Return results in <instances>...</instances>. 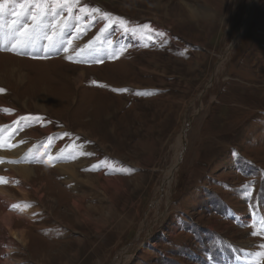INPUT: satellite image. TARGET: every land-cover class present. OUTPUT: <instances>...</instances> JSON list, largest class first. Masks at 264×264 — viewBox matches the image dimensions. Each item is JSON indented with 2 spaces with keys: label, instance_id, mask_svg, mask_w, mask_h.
I'll list each match as a JSON object with an SVG mask.
<instances>
[{
  "label": "rangeland",
  "instance_id": "374dc122",
  "mask_svg": "<svg viewBox=\"0 0 264 264\" xmlns=\"http://www.w3.org/2000/svg\"><path fill=\"white\" fill-rule=\"evenodd\" d=\"M0 2V109L27 117L18 111L39 110L34 97L64 100L30 117L52 124L51 136L63 141L56 155L78 169L67 180L53 164L35 166L25 190L39 216L26 221L17 215L26 205L12 209V228L27 230V242L19 247L0 228V250L9 247L0 264H264L253 255L264 251V0H80L78 15L85 4L110 15L74 20L79 35L57 29L66 11L33 30L31 12L12 22L22 4H34ZM144 24L161 30L141 31ZM25 25L37 44L8 51ZM42 43H50L43 54ZM63 63L84 71L80 85L60 72ZM13 64L23 72L8 71ZM97 94L113 98L95 106ZM7 188L22 197L18 186Z\"/></svg>",
  "mask_w": 264,
  "mask_h": 264
},
{
  "label": "bare ground",
  "instance_id": "6f19581e",
  "mask_svg": "<svg viewBox=\"0 0 264 264\" xmlns=\"http://www.w3.org/2000/svg\"><path fill=\"white\" fill-rule=\"evenodd\" d=\"M79 12V11H78ZM4 15V14H3ZM44 18V17H43ZM49 16H47L45 19H43V21L44 22H48V20H49ZM62 18V17H61ZM117 18V17H116ZM52 19V18H51ZM102 19V18H101ZM88 20V19H87ZM92 20V19H91ZM156 20V19H155ZM51 21V20H50ZM59 21V20H58ZM118 21V20H117ZM111 24V23H110ZM130 24V23H129ZM56 25V24H55ZM126 25V24H125ZM130 26V25H129ZM152 27L153 28H156L158 31H160L161 30V27H160V25H156L155 27L154 26H152V25H150V28L152 29ZM55 28V27H54ZM75 28V27H74ZM97 28V27H96ZM76 29V28H75ZM49 30V29H48ZM91 30V29H90ZM76 31L77 30H75V32L74 33H76ZM146 31V29L144 30V32ZM128 32V31H127ZM119 33V32H118ZM15 35V34H14ZM115 35V34H114ZM117 35V34H116ZM145 35V34H144ZM72 36V35H71ZM74 36V35H73ZM72 36V37H73ZM143 36V35H142ZM141 36V37H142ZM18 37V36H17ZM32 38H36V35L35 34H32L31 35V39ZM30 39V45L31 46H34L33 45V43H35V44H37V41L36 42H34L35 40H31ZM46 39V38H45ZM14 40H16V38H14ZM9 41H10V39H9ZM11 42V41H10ZM55 43V42H54ZM40 44H41V42H40ZM43 44V46H42V51H41V53L43 54V53H46V51L49 49V44L50 43H47V44H44V43H42ZM30 46V47H31ZM67 46V45H66ZM9 47V46H8ZM29 47V49L30 50H28L26 53H32L33 51H32V48H30ZM46 47V51H44V48ZM122 48V47H121ZM32 51V52H31ZM49 51V50H48ZM1 55V57L3 56V55H6V54H0ZM16 59V61L18 62V63H22V64H24V62L23 61H26V60H23V59H20V58H18V57H15ZM18 59H20V60H18ZM4 63V62H3ZM14 63H16V62H14ZM48 63V62H47ZM64 65H65V68H62L61 70H60V72H63V75L64 76H66L67 75V77L66 78H72V82H74V83H77V84H79L80 85V83H82V80L83 79H85V75H84V71H81V72H78V73H75V67L74 66H72V65H69V64H65V63H63ZM106 66V65H105ZM105 66L103 65V68H105ZM8 71H16V70H18L19 72H23V65H20L19 66V64L17 65V67H16V65H9L8 67ZM117 70V69H116ZM13 72H12V74H13ZM17 72V71H16ZM114 72H116V71H114ZM1 73H5L3 70H2V72H0V76H1ZM54 75V74H53ZM63 75H59V72L57 71L56 72V75H54L53 77L56 79V78H59V76L65 81V77L63 76ZM52 76V75H51ZM60 79V78H59ZM57 83V82H56ZM59 83V82H58ZM54 84V83H53ZM130 86H133V85H131V84H129ZM105 88V87H104ZM99 96V97H98ZM109 96V98L108 99H111V98H113L110 94H107L106 96H104V95H102V94H97L95 97V99H94V104H95V106H100L101 107V104L100 103H103V104H105V99H106V97H108ZM33 99V101H34V103H35V106L37 107H40V109L39 110H34V111H28V110H26V111H18V112H22L23 114L24 113H27L28 114V112H35V116H37V115H39V113H36V112H41V113H44V111L46 110L45 109V103H47V101L48 102H51V103H55V102H58V103H60L61 101L63 102L64 100H62V99H54V98H52V97H50V96H45V98H38V99H36V97H34V98H32ZM36 99V100H35ZM105 100V101H104ZM32 101V100H31ZM23 114H21V115H23ZM25 115V114H24ZM23 115V116H24ZM29 115H30V113H29ZM28 115V116H29ZM17 116H19V115H17ZM13 117V116H12ZM12 117H8L7 119V121H9ZM22 117V116H21ZM17 119V118H16ZM52 119H54V118H52ZM96 119V118H95ZM86 120V119H85ZM56 121V120H55ZM82 121V120H81ZM97 121V120H96ZM1 122H3L2 120H0V123ZM83 122V121H82ZM95 122V121H94ZM7 123V122H6ZM32 123V122H31ZM41 123H43V122H41ZM99 123H101V122H99ZM40 124V123H39ZM90 124H91V122H90ZM15 125V124H14ZM50 125H52L51 123H48L47 124V126H50ZM92 125V124H91ZM94 125H96V129H99L100 127H99V125L98 124H94ZM8 126V125H7ZM10 128H12L13 129V127H10ZM84 127H80L79 129L80 130H78L80 133H82L84 136H86V137H88L87 135H88V131L86 130V129H83ZM7 129V128H6ZM5 129V132L3 133L2 132V134L0 135V137H3V141H5L6 140V130ZM11 129V130H12ZM10 130V131H11ZM51 129H50V127H46V128H44V129H40V132L41 133H43L42 135L44 136V134H46V133H48L49 131H50ZM63 130H65V129H63ZM0 131H1V128H0ZM61 131V130H60ZM9 133H11L12 134V132H9ZM91 133V132H90ZM28 134L30 135V136H32L31 138L34 140V139H36V138H39L41 135L38 133V132H36L35 131V129L33 130V129H30V131L28 132ZM42 136V137H43ZM63 136H64V138L66 137L64 134H63ZM182 136V135H181ZM181 136L179 137V139L181 138ZM21 137H22V135H21ZM183 137V136H182ZM26 138H28V137H26ZM11 139H12V137H11ZM17 139V138H16ZM50 139V138H49ZM52 139V138H51ZM84 139H86V138H84ZM93 140L94 142H98L99 141V139H97V138H94V136H91V138H89L88 137V140ZM19 140V139H18ZM25 140V139H24ZM26 140H28V139H26ZM30 140V139H29ZM40 140V139H39ZM97 140V141H96ZM184 140H185V138L184 139H182V143H181V141H180V143L182 144V146L180 147V150L178 151V155L176 156V163H174V165H172V167H170L168 170H167V174H168V176H170L169 174L170 173H173L175 170H176V168L178 167L177 166V161H179L180 159H181V155H182V153H183V151H184ZM13 141V140H12ZM47 141H49V140H47ZM54 141V140H53ZM186 141V140H185ZM5 144V143H4ZM27 144V143H26ZM44 144V143H43ZM50 144V143H49ZM17 145V144H16ZM19 145V144H18ZM22 145V144H21ZM60 145H62V144H60ZM20 146V145H19ZM48 145H46V147H47ZM57 147H59L58 145H56ZM27 148V147H26ZM3 149V148H2ZM31 149V148H30ZM29 149V150H30ZM22 150H24V148L23 147H21L20 146V148H17V149H15V150H13L11 153H9V154H11V156H13V157H17L18 155H19V153L22 151ZM86 150V149H85ZM89 150V149H88ZM182 150V151H181ZM194 150V149H193ZM5 152V151H4ZM23 152V151H22ZM8 153H4V155H7ZM40 154H42V153H40ZM20 156V155H19ZM18 156V157H19ZM25 156V155H24ZM62 155H59V157H58V155H54V156H50V155H48V156H45L44 158H45V160L46 161H50V162H52V164H53V166H54V170L55 169H59L58 171L60 172V176H62L63 178H65V177H67L66 179L68 180V178L69 177H72V176H78V169L77 168H75V167H73V166H75L74 164H69V165H62V162L60 161V162H54V159H58V158H60ZM2 157H3V155H2ZM8 158V157H7ZM12 158V157H11ZM27 158V157H26ZM3 159V158H2ZM4 159H6V158H4ZM3 159V160H4ZM18 159V158H17ZM20 159V158H19ZM9 160V159H8ZM10 160H12V159H10ZM22 160V159H21ZM26 160V159H25ZM30 160V159H29ZM2 161V160H1ZM12 161H14V160H12ZM85 161V159L83 160L82 159V157L81 158H79V164H82V162H84ZM86 165L89 163L90 164V161H89V159L88 160H86ZM3 163V162H2ZM6 163H8V162H6ZM61 165V166H60ZM8 166H9V170H8V173L9 174H11V175H13V176H16V177H18V178H20V182H21V184L20 185H18V189H20V190H22L23 192H22V197H20V198H14L12 195H10L9 193H7L8 191H9V189L7 188V186H0V228H4V229H6L7 231H11V236H12V238H13V241L14 240H16V242H17V244L19 245V247H23L25 244H26V242H27V239H26V237H25V233H26V231L27 230H25V229H14V228H12V225L14 224V222H13V218H14V216L13 215H11L10 214V212L12 211V209H15V208H13V205H17V209L19 210V211H22V210H24L25 208H26V206H25V204L24 203H20V204H17V203H15L17 200H27L28 198H27V191L25 190V187H26V184H27V181H28V179L33 175V173H35L36 172V168H35V166H32V165H28V164H26V163H21L20 165H14L13 163L12 164H8ZM85 166V165H84ZM36 167H38V168H40L41 169V171L43 170L42 169V167H39V166H36ZM65 169H66V171H65ZM45 171H47V170H44V172ZM47 172H49V171H47ZM167 174L165 175V176H167ZM1 176V175H0ZM88 177H91L92 178V180H97L99 177L100 178H102L103 180H111V179H109V178H104V177H102L101 175H88ZM90 178V179H91ZM100 178H99V180H100ZM9 182V181H8ZM32 188L33 189H36V190H38L39 188H36V187H33L32 186ZM160 193V192H159ZM84 196V195H83ZM159 196V195H158ZM157 197V196H156ZM29 200V199H28ZM25 211V210H24ZM157 212V211H156ZM152 214V213H151ZM124 219V218H123ZM24 220H26L27 221V219H24ZM98 221V220H97ZM134 221V220H133ZM119 222V221H118ZM131 222V221H130ZM140 222V221H139ZM140 226V225H139ZM142 228V227H141ZM14 230V231H13ZM5 243H4V241L3 240H1L0 241V249L2 248L1 246L2 245H4ZM6 245V244H5ZM5 247V246H4ZM18 247V248H19ZM9 247H5V249L6 250H3V251H1L0 250V254H4V252L5 251H9V249H8ZM126 256H128V253H124ZM123 257H124V255H123ZM50 258V257H49ZM51 260H52V257H51ZM18 262V261H17Z\"/></svg>",
  "mask_w": 264,
  "mask_h": 264
},
{
  "label": "snow or ice",
  "instance_id": "6c2138e0",
  "mask_svg": "<svg viewBox=\"0 0 264 264\" xmlns=\"http://www.w3.org/2000/svg\"><path fill=\"white\" fill-rule=\"evenodd\" d=\"M80 0H27L28 5L34 4V9L32 7H26L25 5H21V8L23 9L21 12L15 13L16 19L12 22L13 25L19 24L21 22V19L27 15V13L31 12V20H32V29L35 30V28L41 23V18L50 16L55 17L57 15H61L65 11L67 12V16H62V19L57 22V29L59 31H64L65 29H68L70 27H76V35H79L83 32V28L77 26L76 24L72 23L74 20L79 21L86 18H91L92 20L96 19V15L94 14H101L103 17L107 18L109 17V13H101V10L99 8H89L87 4L83 5L82 7H79V15L74 11L79 6ZM4 3L0 2V13L4 11ZM122 24H125L126 22L121 20ZM110 25L105 24L104 28H102L100 31L103 32L105 29H107ZM144 29H150V25L144 24L141 27V31ZM125 30H128L127 28ZM56 31L53 32V35H56ZM32 32L29 31L28 26L25 25L24 31L20 32L19 39L15 40L14 43H12L11 47L7 48L8 51H18L23 50L24 47L28 44L29 40L31 39ZM157 35L163 36L164 33H157ZM52 37H49V40H51ZM91 41H89V45H85V47H89L91 45ZM69 44H71V41H69ZM147 46V45H145ZM46 51V49H45ZM65 52L68 51L67 48L64 49ZM66 59H72L71 56L65 57ZM93 83H96L93 81ZM4 89H0V92H3ZM118 91H127V89H119ZM0 111L5 112H12V109H0ZM39 120L40 117H19L17 121H13L14 124H20L24 121L29 120ZM65 136L70 135V133H64ZM24 141H20L19 143H23ZM3 137H0V147H4ZM14 144H9L8 147H15ZM91 155V153H88ZM234 156L237 155L235 152L233 153ZM59 157V154H58ZM2 160V158H0ZM10 163H15L17 161H9ZM93 167H96L95 165ZM0 182H5V178L0 177ZM250 183V182H249ZM245 187L244 196L250 197L251 192L248 190L247 185ZM17 205H13V208H16ZM261 225L264 227V217L261 218ZM252 235H257L258 230L255 229L251 233ZM260 248L264 250V244L260 245ZM255 256L264 255V251H258L254 253Z\"/></svg>",
  "mask_w": 264,
  "mask_h": 264
},
{
  "label": "crops",
  "instance_id": "0c3cea01",
  "mask_svg": "<svg viewBox=\"0 0 264 264\" xmlns=\"http://www.w3.org/2000/svg\"><path fill=\"white\" fill-rule=\"evenodd\" d=\"M15 113H16V111L13 110L8 115L5 114V117H10V116H13V117L9 121L3 120V122L0 123V128H1L0 135L2 134V132L4 133L5 129L7 128L6 129L7 130L6 131V140L3 141L5 143L4 144L5 146L4 147H0V158L4 159V158L8 157V159H9V160H7V159L3 160L2 159V161L0 160V175H1L0 177L5 178V182H0V186H8V187H13V188H15L18 185H20L21 182H20V178H18L16 176H13V175L8 173V170H9L8 164H12L9 161H12V160L17 161L15 163H13L14 165L15 164L16 165H20L21 163L22 164L26 163L28 165H33V166H40L41 167L43 165V166H50V168H52V163L50 161H46L44 157L48 156V155L54 156L56 154V152H57L56 145L60 146V144L63 142L62 140H60L61 137H54V136L52 137L51 136V133H52L51 130L48 133L44 134V136L41 135L39 138H36V139L33 140L31 138L32 136H30L28 134V132L30 131V129L36 128V127H33V126H36V125L39 126L37 128L43 129L42 126H47V125H45V121H43V123H41V122L37 123L34 120L33 121L29 120V121H24L23 123L14 125L13 121H17L18 118H19V117L17 118V116L14 115ZM29 113H28V115H29ZM28 115H27V117H30L31 114L29 116ZM20 126H23L26 129V132H24L25 134L24 133L22 134V137H21V135L20 136L15 135L16 130ZM10 127H13V129L10 128ZM47 127H50V126H47ZM9 132H12V134L9 133ZM14 136H16V138L19 139V140H14ZM11 137H12V139H11ZM26 137H28V138H26ZM26 139H28V140H26ZM70 139L71 138L66 139L63 144H68ZM47 140H49V141H47ZM20 141H24V142L23 143H19ZM9 144H14V145L17 144V145L15 147H8ZM18 144L21 147H23L24 150H22L23 152L21 151L19 153V155H20V156L18 155L19 157L18 156L17 157H13L9 153H11L13 150H15L17 148H20V146ZM46 145H48V146L46 147ZM4 153H8V154L4 155ZM40 153H42V154H40ZM2 155H3V157H2ZM10 159H12V160H10ZM54 160L56 162H60L61 161L60 158L54 159ZM6 162H8V163H6ZM45 163H48L50 165H45ZM110 166H111V163H110ZM114 175H115V172H114ZM22 201L23 200H18L15 203L20 204V203H22ZM23 202L27 206L28 211H27L26 214L23 213V214H17V215L23 216V219H28L30 221H36L37 217L39 216L38 213H39L40 210H33V207H35V203H33L32 200H26V201H23ZM30 209L32 211H29ZM12 211H14V210H12ZM17 212H19V211H17ZM259 225H261V222L257 223V226H259Z\"/></svg>",
  "mask_w": 264,
  "mask_h": 264
}]
</instances>
